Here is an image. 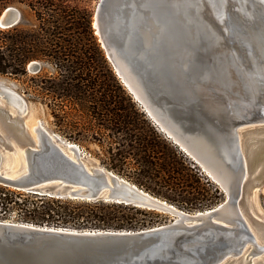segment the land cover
<instances>
[{
	"label": "water",
	"instance_id": "95a60500",
	"mask_svg": "<svg viewBox=\"0 0 264 264\" xmlns=\"http://www.w3.org/2000/svg\"><path fill=\"white\" fill-rule=\"evenodd\" d=\"M20 19L19 10L8 7L0 26L11 28ZM93 26L115 73L160 130L171 131L167 135L193 158L174 139L190 138L167 117L184 132L202 133L234 179L224 172L225 189L210 175L226 194L217 207L179 210L87 160L42 122L31 128L29 103L8 86L0 89V184L56 198L161 210L176 219L142 231L0 221V264H264V221L245 197L251 186H264V85L256 89L250 80L248 53L257 56L258 48L264 49V0H101ZM242 32L258 48L252 49ZM125 63L139 74L137 84L149 104L125 77Z\"/></svg>",
	"mask_w": 264,
	"mask_h": 264
},
{
	"label": "trees",
	"instance_id": "16d2710c",
	"mask_svg": "<svg viewBox=\"0 0 264 264\" xmlns=\"http://www.w3.org/2000/svg\"><path fill=\"white\" fill-rule=\"evenodd\" d=\"M0 1L2 7L13 3ZM25 4L34 11L37 23L34 28L18 23L0 30V74L27 75L29 63H51L54 73H45L42 67L37 72L46 81L40 89L49 98L88 105L90 115L122 147L118 161L125 166L133 161L135 185L168 202L174 203L177 197L185 203L205 201V205L187 209L213 208V200L210 202L211 197L205 196L202 177L193 175L187 159L161 138L119 82L95 35L93 13L70 0H26ZM152 184L158 189L151 188ZM215 192L218 195L219 189L215 188ZM137 213L141 210L131 205L76 203L69 198L34 194L0 184V218L15 215L23 223L131 230L138 225L134 220Z\"/></svg>",
	"mask_w": 264,
	"mask_h": 264
},
{
	"label": "rangeland",
	"instance_id": "374dc122",
	"mask_svg": "<svg viewBox=\"0 0 264 264\" xmlns=\"http://www.w3.org/2000/svg\"><path fill=\"white\" fill-rule=\"evenodd\" d=\"M12 4H7L5 7L1 6L2 1H0V20L5 12V9L8 7H14L19 10L21 14V19L19 23H22L26 28H34L36 22V17L34 11L31 10L27 4H25L26 0H11ZM73 4L76 3L79 6L90 10L93 13V25H94V18L98 6L101 0H70ZM15 2V3H14ZM94 29V26H93ZM0 30L3 28L0 26ZM95 30V29H94ZM96 35V32H95ZM97 36V35H96ZM98 37V36H97ZM99 40V38H98ZM100 43V42H99ZM102 48V47H101ZM107 58V57H106ZM108 60V59H107ZM37 62L39 65L37 68H32L29 70V63L27 66V75H20V76H12V75H1L0 74V84L10 86L16 92L21 94L29 103V115L28 118L30 119V125L37 124L38 122H42L43 126L48 129L51 133L58 135L63 140L67 142H71L77 144L82 151V155H85L87 160L95 162L97 165L116 173L117 175L121 176L122 178L126 179L127 181L133 182L134 177V168L132 167L133 161L130 160V165L125 166L122 162L118 161L121 159L119 156V151L123 152L122 147L114 143L116 140L113 138L114 136L109 133L108 131L104 130L100 125L99 122L90 115L88 110V105L86 103H75L66 101L64 99H57L46 95L43 93L44 91L40 89L42 84H46L45 80H42V75L37 74L40 67L44 69L45 73L52 74L55 72V67L49 62ZM109 62V61H108ZM111 65V63L109 62ZM112 67V65H111ZM113 69V68H112ZM113 72L115 73L114 69ZM117 76V74L115 73ZM119 82L127 92V94L132 98L133 102L135 103L137 109L145 114L146 119L150 123V125L159 132L161 138L166 140L170 143L174 148H176L186 159L187 163L193 169L192 173L197 178L202 177V185L205 186L207 192H205L206 198L211 197V201L213 200L214 207L222 204L226 199V194L222 190V188L211 178L210 174L206 172L203 165L200 164L195 158L185 153V151L177 145L172 138L167 135L166 132L160 130L158 125L154 122L153 118L149 116V114L145 111V108L141 106V104L136 100L135 96L132 95L129 89L121 82L119 77L117 76ZM44 79V77H43ZM148 99V98H147ZM153 108L158 109L156 104H152ZM161 110V109H160ZM169 123L171 124L173 129H177L183 136V138H190L195 139V141H201L205 145L208 144L207 140L204 138L203 135L197 134L196 132H184L177 122H174L173 119L167 117ZM252 136L258 135L256 132H252ZM112 138H110V137ZM244 139V136L241 135ZM114 165V166H113ZM114 167V169H113ZM24 169V165L22 164V170ZM207 181L210 182V186L208 185ZM153 183V182H152ZM151 188H157L155 185H150ZM256 187V186H254ZM254 187H250L249 189L245 190V197L252 200V212L257 215L260 214L264 216V188H259L253 190ZM215 188L219 189V194L217 195L215 192ZM142 189V188H141ZM153 196V195H152ZM217 196V197H216ZM157 197V196H154ZM68 198V197H65ZM163 201H166L163 198L157 197ZM70 199V198H69ZM73 202L76 203H93L97 201H88V200H81V199H71ZM103 201V200H99ZM105 202V201H103ZM167 203L174 205L177 209L188 212V213H196L198 211H205L209 208H205L204 210L199 209H187L189 207H196L205 205V201H192V202H181L180 197H177V201L168 202ZM105 203H114V202H105ZM141 213H137L134 217V220L138 224L135 228H132L131 231H142L151 229L158 226H163L170 224L175 221V217L172 214L167 212H163L161 210H153L147 208H139ZM0 221H13L19 222L15 219V215L7 217V218H0ZM78 229V228H75ZM230 264V263H229Z\"/></svg>",
	"mask_w": 264,
	"mask_h": 264
},
{
	"label": "bare ground",
	"instance_id": "6f19581e",
	"mask_svg": "<svg viewBox=\"0 0 264 264\" xmlns=\"http://www.w3.org/2000/svg\"><path fill=\"white\" fill-rule=\"evenodd\" d=\"M231 35H234V33H230ZM240 36L243 35L244 41L249 43V45L251 46L252 49H254L255 47L258 48L257 45H252V38H250V36L246 33V32H242L239 34ZM254 47V48H253ZM262 49V50H261ZM261 49L258 48L260 54H258L257 56H254L251 51L249 50V55L251 58V63H252V68L253 70L251 71V73L249 74L250 80L253 82L254 87H258V85L260 83H262L264 85V49L261 47ZM263 51V52H262ZM232 58L234 59V62L236 63V54L235 56L232 55ZM185 67L188 66V62L184 63ZM236 65L238 66V64L236 63ZM121 68L123 70V73L125 75V77L129 80V82L133 85V87H136L135 89H137V91L140 93L141 97L143 98V101H145L146 103L149 104V101L147 100V96L145 94H143L141 88H139L138 84H137V79H138V73L135 72L134 67L130 66L129 64H121ZM238 68L240 69V67L238 66ZM8 86L0 84V89L2 90L3 88H6ZM136 94H138L136 92ZM138 97V96H137ZM141 98V99H142ZM144 102V103H145ZM146 107H148V105H146ZM12 113L16 114L17 111L12 110ZM150 113L153 114V116L156 114L155 112L152 113V111L150 110ZM155 113V114H154ZM159 116H155V119H159ZM161 119V118H160ZM159 119V120H160ZM162 121V119L160 120ZM164 123V122H163ZM39 124V122L37 124L30 125L31 128H34L35 126H37ZM167 133H169V135H172V132L167 130ZM53 134V133H52ZM200 135H203L202 133ZM58 136V135H57ZM204 136V135H203ZM59 137V136H58ZM61 138V137H59ZM204 138L207 140L208 144L205 145L203 142L201 141H195V139H188L187 143L183 142L178 136H176L174 139L180 143V145H182L183 148H185L187 151H190V154H192L195 159H197L202 165L203 167L207 170V172L216 180L218 181V183H220L225 189L226 187L229 186L228 181L226 180V175H231L234 172L230 171L228 169V166L224 163L223 157L222 155L218 152V150L215 148V146L213 145V143L206 137L204 136ZM62 141H64L61 138ZM65 143L67 144V146H77L80 150L81 148L74 143L71 142H67L65 141ZM61 147V146H60ZM62 150L69 154L71 157L74 155L73 152H71L69 149L65 148V146L61 147ZM227 172V174L225 175V173ZM229 173V174H228ZM234 176V175H233ZM231 176H229V179ZM234 179V177H232L231 181ZM243 180V179H242ZM259 188H264V186L262 187H257L253 190L252 193L255 192V190H258ZM160 200V199H159ZM162 202L170 205L169 203H167L166 201ZM173 206V205H172ZM229 214V213H228ZM255 215V214H254ZM257 217H259L261 220L264 221V216H261L260 214L256 215ZM250 227L253 231H255L254 226ZM260 241V238H259ZM249 253V251L245 252L243 254V261H245L247 254ZM215 264H225V260L220 261V262H216ZM241 264H244L243 262Z\"/></svg>",
	"mask_w": 264,
	"mask_h": 264
},
{
	"label": "built area",
	"instance_id": "2783aa9c",
	"mask_svg": "<svg viewBox=\"0 0 264 264\" xmlns=\"http://www.w3.org/2000/svg\"><path fill=\"white\" fill-rule=\"evenodd\" d=\"M85 157V155H83Z\"/></svg>",
	"mask_w": 264,
	"mask_h": 264
}]
</instances>
